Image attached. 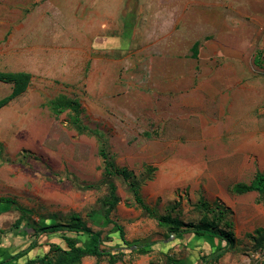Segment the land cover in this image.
Listing matches in <instances>:
<instances>
[{
    "label": "rangeland",
    "instance_id": "1",
    "mask_svg": "<svg viewBox=\"0 0 264 264\" xmlns=\"http://www.w3.org/2000/svg\"><path fill=\"white\" fill-rule=\"evenodd\" d=\"M0 72L32 76L0 109V198L35 222L76 212L108 234L112 225L90 218L109 192L104 141L158 215L199 222L206 209L198 204L216 212L218 205L232 222V262L264 264V247L254 241L264 230V205L257 193L233 191L264 174V0H0ZM12 90L0 82V101ZM60 96L80 103L85 132L71 109L52 111ZM113 181L120 198L113 218L127 241L156 242L148 254L122 245L117 264H167L189 254L203 263L210 244L225 253L214 237L167 238L126 183ZM18 217L0 214L4 246L15 250L25 246L10 233ZM119 243L114 236L111 245Z\"/></svg>",
    "mask_w": 264,
    "mask_h": 264
},
{
    "label": "trees",
    "instance_id": "2",
    "mask_svg": "<svg viewBox=\"0 0 264 264\" xmlns=\"http://www.w3.org/2000/svg\"><path fill=\"white\" fill-rule=\"evenodd\" d=\"M198 54L199 42H196L193 46L194 58ZM259 55L255 59V63L258 65H260ZM31 78L32 76L28 72H0V82L13 85L11 94L0 101V109L24 93L30 85ZM51 109L58 116L71 109L74 112V126L76 129L81 133L86 131L79 118L81 108L78 101L60 96L51 102ZM99 153L103 159V174L109 192L99 202L98 208L92 210L90 218L94 224L103 221L106 222L103 226L112 225L111 231L108 234H104L103 231H95L89 222L76 212L70 213L68 218L63 221L52 218L35 222L30 218L28 212L16 206L14 200L0 198V205L4 204L5 206V210L0 211V214L6 210H14L19 214L10 229V233L21 236V239L25 241L24 248L18 247L17 251L15 248H11L12 246L5 247V237L3 235L6 232L0 230V264H82L86 258H96L99 261L105 260L107 264H117L126 255L122 245H125V250H132L141 254H148L152 251V246L156 242L147 244L136 242L132 245L126 239L124 227L113 218V213L120 203L117 186L113 181L115 177H120L126 183L127 189L133 194L135 203L149 217L156 219L158 226L164 230L167 238H170L173 234H175V239L181 240L185 238L191 240L195 236L199 238L208 236L225 243V253L235 248V236L228 230L231 228L232 222L223 221V218H221L222 211H220L218 205H216V212L214 209L210 210V204L207 202L198 204V208L206 209L199 222H186L171 215L160 216L145 203L140 192V183L135 180L134 175L128 170L120 169L117 166L104 141L101 142ZM233 191L239 195L257 193L258 201L264 205V174L258 172L249 184H236L233 186ZM209 212L213 215L212 219L207 216L210 215ZM222 222L227 229L220 226ZM114 236L121 242L115 247L111 245L114 242ZM45 237L55 238L56 241L50 240L51 243L45 245L47 249L43 254L33 256L32 252L43 246L42 240ZM254 241L255 248L264 247V230L257 231ZM110 245L117 250L114 251L113 248H109ZM172 262L176 263L175 260Z\"/></svg>",
    "mask_w": 264,
    "mask_h": 264
},
{
    "label": "crops",
    "instance_id": "3",
    "mask_svg": "<svg viewBox=\"0 0 264 264\" xmlns=\"http://www.w3.org/2000/svg\"><path fill=\"white\" fill-rule=\"evenodd\" d=\"M3 210H5V206H4V204H1L0 205V211H3ZM200 241H201L200 239L194 240L193 243L200 242ZM203 241L205 243H210L209 239H203ZM219 249L221 251L223 249H225V243L220 242V246L218 248V252L220 251ZM215 251H217V250H215V247L211 246V244H210V250H207V254H209V256H207V258L205 259L204 262L202 260L203 263H201V262L199 263V261L197 262L196 261L197 259H195L196 256L194 258H192V256L189 254L188 256H184L183 258L178 256L177 259H178L179 262L176 261V263H174L172 261H169L168 264H177V263L178 264H181V263L182 264H242L240 262L239 263L232 262L233 258L231 257V255H229V253L227 254V252L219 257V255H216L217 252H215ZM189 257H191V261L187 262L186 260Z\"/></svg>",
    "mask_w": 264,
    "mask_h": 264
}]
</instances>
